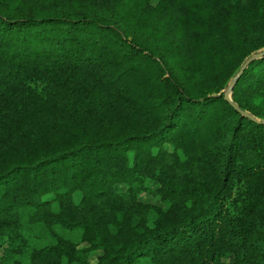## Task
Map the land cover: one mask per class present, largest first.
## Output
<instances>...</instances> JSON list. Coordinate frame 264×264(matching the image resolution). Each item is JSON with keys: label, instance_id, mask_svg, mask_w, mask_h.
Returning <instances> with one entry per match:
<instances>
[{"label": "trees", "instance_id": "obj_1", "mask_svg": "<svg viewBox=\"0 0 264 264\" xmlns=\"http://www.w3.org/2000/svg\"><path fill=\"white\" fill-rule=\"evenodd\" d=\"M26 255L264 264V0H0V264Z\"/></svg>", "mask_w": 264, "mask_h": 264}, {"label": "rangeland", "instance_id": "obj_2", "mask_svg": "<svg viewBox=\"0 0 264 264\" xmlns=\"http://www.w3.org/2000/svg\"><path fill=\"white\" fill-rule=\"evenodd\" d=\"M140 199L142 201H145V202H152V203H159V199L156 198V197H153L152 195L148 194V193H142L141 196H140ZM65 236L67 237H70L72 238L73 240L77 241L79 239V234L77 232H74V233H64ZM39 241H35L33 239L30 240L29 242V245L28 247H32V246H35V245H39L40 243H38ZM28 248V249H29ZM29 250L26 252V254H28ZM97 254H94L91 259L92 260H95ZM226 260H231V257L228 256L226 257ZM23 264H28V256L26 255L24 258H23Z\"/></svg>", "mask_w": 264, "mask_h": 264}, {"label": "water", "instance_id": "obj_3", "mask_svg": "<svg viewBox=\"0 0 264 264\" xmlns=\"http://www.w3.org/2000/svg\"><path fill=\"white\" fill-rule=\"evenodd\" d=\"M255 56H256V55H252L249 59H247V60L244 62V64H243L242 67L240 68L239 72L235 75V77H234V78L232 79V81L230 82V85H229L228 89H227L226 92H225V97H226L227 99H230V98H229L230 91H231V89H232V87H233V85H234V82H235V80L237 79L238 75L243 71L244 67L248 64V62L251 61ZM244 114H245V115H248L247 113H244ZM248 116H250V117L252 118L251 115H248Z\"/></svg>", "mask_w": 264, "mask_h": 264}]
</instances>
